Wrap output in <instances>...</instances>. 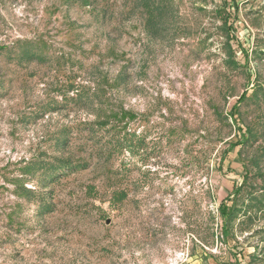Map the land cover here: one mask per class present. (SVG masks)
Wrapping results in <instances>:
<instances>
[{
	"label": "rangeland",
	"instance_id": "obj_1",
	"mask_svg": "<svg viewBox=\"0 0 264 264\" xmlns=\"http://www.w3.org/2000/svg\"><path fill=\"white\" fill-rule=\"evenodd\" d=\"M261 194L264 0H0V264H264Z\"/></svg>",
	"mask_w": 264,
	"mask_h": 264
},
{
	"label": "trees",
	"instance_id": "obj_2",
	"mask_svg": "<svg viewBox=\"0 0 264 264\" xmlns=\"http://www.w3.org/2000/svg\"><path fill=\"white\" fill-rule=\"evenodd\" d=\"M221 25H222V29H224V33L226 36V39H229L230 37H232V35L230 34L232 31V23L230 21H228V16L223 18L221 20ZM226 44H228V42H226ZM231 64H235V61L230 60L229 61ZM245 98V93H243V95H241L238 98V101H242ZM243 136L241 134V140H247L248 138H250L252 136V132H249V134L245 135V139H243ZM235 143L232 144V146H234ZM63 163H58V164H50L49 165V171L47 172V174L49 175H53L54 171L56 170V168H60L62 166ZM48 166V165H46ZM122 193V192H121ZM262 196L264 198V194H261L259 196H254L251 198L250 201H247V204H249L250 202H253L254 204H262ZM249 202V203H248ZM236 205H228L226 202V199H222L219 202L218 205V212L222 218V223H221V232L222 234H225L227 232V228H228V224H230L233 220L237 219L239 216V210L238 208H236ZM246 214V213H243ZM247 217H249L247 215ZM264 232V231H262ZM259 256L256 253H253L250 258H249V262H253L255 259H258ZM233 264H239L237 259H234V263Z\"/></svg>",
	"mask_w": 264,
	"mask_h": 264
}]
</instances>
